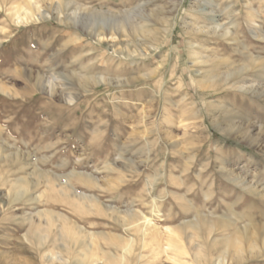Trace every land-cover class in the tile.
I'll use <instances>...</instances> for the list:
<instances>
[{
    "label": "rangeland",
    "instance_id": "rangeland-1",
    "mask_svg": "<svg viewBox=\"0 0 264 264\" xmlns=\"http://www.w3.org/2000/svg\"><path fill=\"white\" fill-rule=\"evenodd\" d=\"M18 1L20 0H9L7 4L0 6L2 89L0 174L3 175L0 176L1 180L3 178L0 181V197L9 188L10 181L22 175L16 171L17 162L31 163L34 169L50 176H60L67 169H75L91 174L99 182L101 180L103 182L113 177L106 167L110 160H118L116 157L122 150L120 155L124 154L122 157L125 159H134L139 163L146 156H150L154 162L149 170L141 168L142 174H139V178L134 175L131 177L127 172L124 184H121L119 189L125 198L122 196L123 199L119 203L102 199L106 204L116 206L120 211H124L128 206L138 212L141 211L150 220L149 225L155 224L162 232H165L167 227L173 229L172 227L180 222L189 220L191 215L182 212L179 202L172 199L170 194H165L167 197L160 202L159 220L153 218V214L139 204L129 205L139 194L145 175L156 171L159 174L164 172V181L159 184L158 190L167 187L169 191L185 193L190 188L191 191L186 194L189 200L193 199L191 201L194 209L190 212L197 210L200 213L196 223L212 221L216 224L210 235L212 239L231 232L235 224L238 229L246 230L250 234L258 235L264 232V99L237 91L228 92L222 99H218V95L207 96L204 99L202 91L195 83L193 85L192 80L195 81L196 78L192 75L194 69L191 68L187 49L188 38L183 33L182 20L184 18L189 20L186 11L194 0L182 2L175 27L170 29L160 51L151 59L142 60L138 57L139 60L135 58L133 66L128 64L131 63L129 60L123 61L118 67L115 60L109 62L107 56L100 55L103 48L86 36L79 24L64 26L55 18H50L13 26L8 17V10L13 2ZM35 1L37 3L35 8L47 12H50L53 3L57 2ZM59 1L62 3L61 9L64 14H70L78 7L81 8L79 9L81 14L85 13L82 9L86 7L97 13L106 14H112L111 12L119 14L121 10L130 9L137 4L143 5L141 10L147 13L146 15L156 9V12L152 13V20L147 22L148 30L151 32L163 28L165 15L157 10V7L168 2V0H124L123 3L119 0ZM213 1L222 4H219L220 9L211 16L217 23L224 24L223 26H226L230 19H235L239 25V30L235 32L239 43L220 40L215 44L207 42L204 36H198L197 41L217 51L219 58L231 63L232 67L248 65L251 62L250 58H256V62L251 64L238 80L245 79L244 86L258 84L264 86V80L259 78L264 77V0H247L252 8L249 12L242 0ZM33 2L34 0H31V3ZM247 14L255 17L254 23L251 24L256 28L254 34L246 26ZM135 36L130 34L128 38L133 45L139 42L149 44L148 38ZM170 50L172 57L169 63L173 64L177 57L181 61L175 67L173 77H166L163 88L167 91L166 98L176 104L174 106L156 96L158 76L143 77L156 67L160 54H166ZM107 54L112 55L110 50H107ZM38 74L40 80L36 86ZM96 75L112 83L141 76L142 79L119 87L120 89L114 85L109 87L103 82L98 87L93 84L81 87L82 78L93 79ZM182 84L185 88H179ZM49 85L54 87V94L48 92ZM113 87H116L115 90L109 92ZM85 88L86 92L83 91ZM184 94L187 96L180 101L181 95ZM195 101L198 102L197 107ZM209 101H221L231 111L211 113ZM193 109L194 111L199 109L197 117L192 115ZM140 114L145 117L142 124ZM147 143L150 144L146 146ZM208 145L211 151L207 152ZM192 156L193 159L190 158ZM13 159H16V162L13 163ZM205 165L206 170L201 171L200 175L206 181L204 183L202 179L196 178V175L201 166ZM183 169L186 173L180 175ZM169 170L176 176L180 175L184 183L179 186L177 182L175 183L176 180L171 181L167 175ZM28 172L30 171L27 170ZM232 178L241 180L245 188L236 187ZM132 182H138L137 189L123 193L126 186L121 187L133 184ZM42 187L43 184L39 186ZM207 190L211 191L212 200L204 201L203 192ZM2 202L0 200V264H47L45 254L38 252L30 242L22 241L25 227L9 218V211L7 213L1 209ZM49 205L43 204L41 208H49ZM23 208L18 206L15 210H19L13 212L21 213ZM50 208L62 210L58 205ZM236 215H241L242 218L238 219ZM222 216L230 217L235 223L222 220ZM95 222L99 225L105 223L104 220L98 219ZM190 233L202 237V234L196 232L193 227L183 225L178 229V235L183 241L184 239L187 241ZM196 241L198 238L194 240ZM244 264H264V256L251 259Z\"/></svg>",
    "mask_w": 264,
    "mask_h": 264
},
{
    "label": "bare ground",
    "instance_id": "bare-ground-1",
    "mask_svg": "<svg viewBox=\"0 0 264 264\" xmlns=\"http://www.w3.org/2000/svg\"><path fill=\"white\" fill-rule=\"evenodd\" d=\"M8 1L0 0V6L2 7V4H7ZM119 1L123 3L124 0ZM182 2L184 0H168V2H164L161 6L157 7V10L159 9L165 15L164 26L161 25L163 28L160 31L156 30L153 32L148 30L147 22L152 20V13L156 9L149 11L148 15H146L147 13H143L141 10L143 5L140 4L130 9H123L119 14L113 12H111L112 14H106V12L97 13L88 7L82 9L85 12L84 14L79 12L80 7L70 14H64V11L61 9L62 3L59 0L53 3L50 12L39 11L35 8L37 4L35 0L33 3H31V0H20L12 3V6L8 10V17L11 24L15 27L39 20H49L50 18H55L64 26L79 24L81 25V29L85 31L86 36L103 48L100 53L101 56H107L108 61L111 60V62L115 60L117 67L123 61L128 62L129 60L131 63L128 64L133 66L135 58L139 57L142 60H149L157 51H160L170 29L176 25L175 20ZM242 3L248 12L252 9L249 1L242 0ZM219 4H216L213 0H194L189 9L185 10L189 20L187 18L182 20V30L188 38L187 49L191 61L189 62L191 63V68L194 69L192 75L196 78L195 81L194 79L190 80L193 81V85L195 83V86L202 91L204 99L212 95H218L217 98L222 99L230 91H237L251 97L257 96L264 99V86H259V84L244 86L245 79L238 80V77L245 70L247 71L251 64L256 62V58H250L249 61L251 62L248 65L232 67L231 63L219 58L217 51L215 52L214 49H210L206 44L197 41L198 36H204L207 42L215 43L222 40L224 42L239 43L235 36V32L239 30V25L235 19H230L227 25L223 26L224 24L217 23L214 17L211 16L217 9H220ZM217 12L219 13L220 11ZM254 18L251 14H247L245 17L246 26L252 34H254V30L256 29L251 26L254 23ZM130 34L148 38L149 44L145 45L144 42H139L137 45H133L128 39ZM107 50H110L112 55L107 54ZM160 56L156 67L152 68L153 70L147 73V75H143V77L158 76L156 96L161 101L163 98V101L169 102L170 105L173 104L174 106L176 104L169 100L168 97L166 98L167 91L163 88L166 84V77H173L175 67L181 61L177 57L173 64L169 63L172 57L171 50L166 52V54H160ZM105 70L107 69L105 68ZM104 72L109 74L107 71ZM36 76L37 86L40 76L39 74ZM259 78L264 80V77ZM140 79H142V76L140 78L126 81L119 80L112 83L96 75L93 79L82 78L81 87H88L90 84L98 87L103 82L105 85H109V87L114 85L120 89L119 87L133 84L134 81ZM178 83L180 84L181 82ZM114 88L116 87L110 89L109 92H113ZM179 88H185V86L182 84L179 85ZM0 90L2 89L0 88ZM83 91L86 92V88ZM172 91L174 92V90ZM48 92L54 94L55 89L52 85H49ZM186 96L187 94L181 95L180 101ZM208 103L211 113L220 111L229 113L231 111L221 101H209ZM194 104L196 107L198 106V102L195 101ZM199 113V109L196 111L193 109L192 111V115L195 117ZM140 115V122L142 124L143 121L145 122V117L142 114ZM213 117L217 116L213 115ZM231 125L229 126L232 127ZM145 133L146 131H144ZM249 134L250 131L247 133L248 137L250 136ZM143 135L141 136L142 140ZM149 144L147 143L146 146ZM126 146L122 145V147ZM119 149H121V146ZM150 150L152 149L150 148ZM208 151H211L210 145L207 146ZM120 152L122 150L119 151L116 157L119 161L112 159L106 167L113 177L104 179L105 181L103 182H101L102 180L99 182L91 174L78 172L75 169H67L60 176H50L34 169L31 163L17 162L16 171L22 175L11 180L9 188L0 197V200L3 201L1 209L7 213L9 211V218L25 227L22 241L30 242L37 248L38 252L45 254L47 264H244L251 259L264 256V232L258 235L250 234L246 230L238 229L235 224L231 232L212 239L210 235L216 228V224L212 221L196 223L200 213L197 210L190 212L194 209V204L191 201L193 199L190 198L191 200H189L186 195L191 191L189 187L185 193L172 192L167 187L158 190L159 184L164 181V172L159 174L156 171L150 175H145L139 194L134 198L135 200L131 198L132 201L128 204L131 206L139 204L150 214H153V218L159 220L161 212L160 202L167 194H170L173 197L172 199L179 202L180 210L191 215L189 220L180 222L177 226L172 227L173 229L167 227L166 231L162 232L155 224L149 225L151 223L150 220L141 211L138 212L136 209L130 208V206L124 211H120L116 206L114 207L111 204L103 202L102 199H108L119 203L123 199V195L119 189L120 185L124 184L125 174L128 172L131 174V177L134 175L139 178L142 170H149L151 164L154 162L153 158L146 156L144 160L140 162L138 160L139 163H136L134 159L135 162L122 157L124 154L121 156ZM130 154L132 155V153ZM190 158L193 159L194 156ZM12 162H16V159H13ZM118 162L120 165H118ZM163 162L164 160H162ZM81 165L82 163L79 164V166ZM141 168L143 169L141 170ZM205 168L206 165L201 166V170L197 173L196 178L202 179L200 176L201 171H205ZM27 170L30 172L27 173ZM180 173V175H183L186 173V170L183 169ZM167 175L171 181L176 180L175 183L177 182L179 186L184 183L180 175L176 176L170 170ZM227 175L229 176V174ZM0 176L2 177L3 175L0 174ZM1 177L0 181L3 180V178L1 180ZM231 180L236 187L245 188L241 180L238 181L236 178H232ZM202 181L206 182L203 179ZM41 184H43V187L39 188ZM124 186L126 187L123 188ZM137 186L138 182H134L133 184L123 185L121 188L125 189L124 193L135 189ZM211 195V191H204V201L212 200ZM43 204H50L49 208H41ZM53 205L62 207V210L50 208ZM18 206L24 208L21 213L17 214L13 211L19 210H15ZM236 217L238 219L242 218L241 215H236ZM97 219L104 220L105 223H100L99 225V223L95 222ZM221 219L232 221L230 217L226 216H222ZM232 222L235 223L234 221ZM183 225L193 227L196 232L202 234V237H199V235L196 237L195 234L190 233L187 241L184 239V242L178 235V229ZM194 238H198V241L194 242ZM8 260L10 261L11 259Z\"/></svg>",
    "mask_w": 264,
    "mask_h": 264
}]
</instances>
